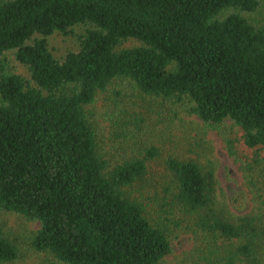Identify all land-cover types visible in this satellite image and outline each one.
Returning a JSON list of instances; mask_svg holds the SVG:
<instances>
[{"label":"trees","instance_id":"obj_1","mask_svg":"<svg viewBox=\"0 0 264 264\" xmlns=\"http://www.w3.org/2000/svg\"><path fill=\"white\" fill-rule=\"evenodd\" d=\"M263 8L0 0V211L39 223L27 239L33 251L49 264H162L172 239L188 233L193 248L174 264H264ZM51 36L75 37L76 47L57 57ZM99 101L107 136L89 111ZM167 101L221 129L249 211L220 197L209 159L163 153L162 129L147 127L163 120L155 107ZM19 256L0 231V264Z\"/></svg>","mask_w":264,"mask_h":264},{"label":"rangeland","instance_id":"obj_2","mask_svg":"<svg viewBox=\"0 0 264 264\" xmlns=\"http://www.w3.org/2000/svg\"><path fill=\"white\" fill-rule=\"evenodd\" d=\"M76 31L79 32L80 28H76ZM49 41L57 57L62 56L66 50L76 47L75 37L51 36ZM9 56L16 70L25 73V67L14 62L13 57ZM167 103L160 109L155 107L163 120L154 126L147 127L148 130L156 128L153 134L158 129H162L165 138L161 141L163 153L175 152L189 158L205 154L204 156L200 155L201 160L204 162L209 159L213 163L220 197H224L229 202V208L235 213L241 214L249 211L252 203L240 167L241 163L228 152L223 142L221 129L205 125L196 116L187 114L186 107L182 105L175 104L176 106H174L168 101ZM106 104L107 102L104 101V105H102V102L99 101L94 104L95 109L89 107V111H91V116L95 115L107 136L112 129L108 120L110 113ZM155 118L156 115L153 114L152 119ZM149 123L155 124L154 121ZM226 124L227 126L222 125L221 128L223 132H226V135L230 136L235 128L229 127V121H226ZM239 155L243 156L241 151H239ZM155 164L158 165L154 166V170L157 174H160L161 166L159 165L161 163L158 161ZM243 194L246 196L243 197ZM38 227V222L28 221L19 215L0 211V231L5 236L15 239L18 248L21 249V256L17 260L4 264H49L44 254L36 253L28 246L27 239L32 231ZM171 243L172 252L164 258L162 264H174L179 255L193 248L194 240L191 234L183 233L175 236Z\"/></svg>","mask_w":264,"mask_h":264}]
</instances>
